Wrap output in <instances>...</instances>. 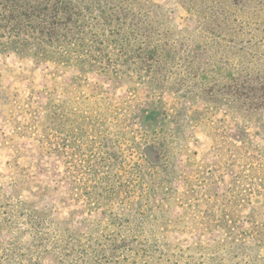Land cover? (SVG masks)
<instances>
[{
  "label": "rangeland",
  "instance_id": "rangeland-1",
  "mask_svg": "<svg viewBox=\"0 0 264 264\" xmlns=\"http://www.w3.org/2000/svg\"><path fill=\"white\" fill-rule=\"evenodd\" d=\"M129 1L168 62L0 53V264H264V0Z\"/></svg>",
  "mask_w": 264,
  "mask_h": 264
},
{
  "label": "trees",
  "instance_id": "trees-1",
  "mask_svg": "<svg viewBox=\"0 0 264 264\" xmlns=\"http://www.w3.org/2000/svg\"><path fill=\"white\" fill-rule=\"evenodd\" d=\"M241 1L227 0L226 9L231 8L230 4L240 6ZM149 3L148 7H152V2ZM138 10L132 8L129 0H0V53L12 52L22 59L32 57L37 64L73 65L82 73L108 74L111 78H118L121 71L116 64L102 65L104 61L125 62L127 66L137 60L142 64H152V59L168 62L171 53L163 43H156L154 48L152 43H145L143 36L151 40L147 29L152 27V21L146 17L143 21L146 13L143 16ZM221 25L230 24L220 22ZM156 40L158 42L159 38ZM110 48L114 52L112 55ZM239 71H226L221 78L223 83L208 87L209 97L222 102V98L230 93L224 90L228 84L226 75L235 83L233 87H239V82L233 78ZM247 74L249 76L242 80L243 86L251 85L252 74L248 71ZM215 86H220L222 91H215ZM57 110L56 104L50 101L46 109L50 122L56 120ZM175 122H181L179 117H175ZM174 157L172 153L165 155L168 161ZM35 211L32 208L29 213Z\"/></svg>",
  "mask_w": 264,
  "mask_h": 264
}]
</instances>
